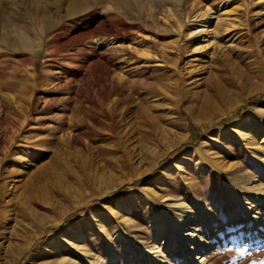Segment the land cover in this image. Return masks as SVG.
I'll return each instance as SVG.
<instances>
[{"label":"rangeland","instance_id":"rangeland-1","mask_svg":"<svg viewBox=\"0 0 264 264\" xmlns=\"http://www.w3.org/2000/svg\"><path fill=\"white\" fill-rule=\"evenodd\" d=\"M159 1L138 0L133 11L110 0H0V215L8 213L0 264L43 219L69 228L46 242L40 237L15 264H35L38 252H46V263L85 253L92 264H113V257L133 264L114 234L138 202L129 229L142 244L154 241L143 191L179 195L190 206L194 198L215 211L224 228L219 246L211 239L213 249L192 264H264L263 236L249 241L240 227L224 226L228 189L220 176L232 172L250 179L249 188H264V0ZM206 8L230 17L213 22L206 40L193 38ZM149 149L156 160H142ZM133 153L140 163L131 167ZM165 161L178 169L162 181ZM122 177L101 199V183ZM88 190L96 198L76 211L75 195ZM89 228L87 250L70 249L74 235ZM129 247L140 256L133 242Z\"/></svg>","mask_w":264,"mask_h":264},{"label":"bare ground","instance_id":"bare-ground-1","mask_svg":"<svg viewBox=\"0 0 264 264\" xmlns=\"http://www.w3.org/2000/svg\"><path fill=\"white\" fill-rule=\"evenodd\" d=\"M145 1L146 0H144V2ZM160 1L156 3L159 4L161 3ZM73 2L83 3L84 0H73ZM110 3H116L121 9L124 7L122 6V4H125V5L130 6L132 10L135 11L138 0H110ZM222 7H224V5ZM122 10H125V9H122ZM76 14H79V13H74L72 16H75ZM198 14L199 16H202V19L198 21L199 25H196L195 30L191 32L189 35L193 38H195L197 35L198 36L200 35L203 37V40L204 39L206 40V38L212 35L211 26L213 22L226 21L230 17V11L225 10L222 12L221 15L215 16V14L212 13L211 9H208V8H206L205 11L200 12ZM56 25L57 24L55 23V26ZM177 25H179V22L177 23ZM47 34H48V30H46V28L43 30V32L39 33L40 43L38 44L44 43V41L47 38ZM202 42L203 41H201V43ZM22 48L23 50L26 49V50H31L34 53L36 52L34 48L29 47V46H23ZM201 49L202 47H199L195 50L199 51ZM143 53L146 54L147 52H143ZM262 126L263 127L261 129L264 131V125ZM240 137H244L245 139V136H240ZM247 139L248 138H246V140ZM262 144L263 146L261 149L264 155V139L261 142V145ZM174 147L175 145L166 149L165 157H166V154L170 150H172ZM127 149L129 150V148ZM149 155L150 157L151 156L154 157V160H156L155 155L157 154L154 149L147 150L146 156L141 155L142 160L143 158H145L144 160H146L147 156ZM136 156L137 155H134L133 153L132 157L130 159L128 158L130 161L129 164L131 167H134L135 164L140 163L139 158H136ZM165 157L163 156V158ZM176 166L177 165H174V166L171 165L170 161L168 162L165 161V164L163 167L160 168V171H161L162 176H165L166 178H162L161 180L164 181L167 179V174L169 171H176L178 169ZM152 167H153L152 164L150 163L147 164L146 168L148 170H145V171L150 172ZM211 168H213V170L214 169L216 170L214 166ZM136 176L137 178L135 182H138L139 177L137 174ZM220 176H222V179L224 180V182H226L227 184L226 187L228 189V195L223 198V202L225 205L224 211L226 215V224L224 226H228L230 228L240 227V234L242 235V238L247 239L249 241L260 239L262 236L264 238V188H262L261 186H257V185H254L252 188H249V182L252 183L250 179H248L247 177L246 178L238 177L234 174L232 175V172L230 173L222 172L220 173ZM128 179L131 180L132 176H129ZM123 180H124V177L105 181L104 183H101L103 184V187H98L96 191L97 192L99 191L98 194L100 195L101 199L105 198L107 197V194H106L107 190L109 188L111 189V187H113L114 185H118V186L122 185ZM240 181H243V182L245 181V184L239 185L238 182ZM240 191L245 193V195H248V196L251 195L252 193H255L254 194L255 197L253 200L249 198L248 196H246L244 199H241L237 194ZM153 193H154V196H147L148 195L147 192L143 191V194L146 196V198L143 199L142 202H140V207H142L143 209L145 208L148 209L151 213L153 212L150 218L148 219V225L151 228L152 232L155 234V238L152 243L142 244L138 242L137 240H135L134 232L130 231L129 229L130 226H129L128 220H130L129 218L132 215V209L134 207L137 208V205L139 204L138 202H131L132 204L129 205V207L125 209L124 216L121 217L122 218L121 222L117 223L119 226H117L118 232L114 234V241L118 243L120 247V251L124 250L127 253V256L125 257L126 262L127 260L129 261L132 259L133 264H142V263L156 264V262L158 264H173L172 257L173 258L176 257L178 260H182L186 264H192L194 260L198 261L201 258L200 255L202 254L204 255L207 251L213 249L211 241H210L211 239L213 238L217 239L216 243L219 246L220 240L218 238H219L220 233L224 230V228L222 225H219V219L214 210L208 209L204 203L201 204L200 202L197 204L194 198H190V200L192 201L191 206L196 207L195 213H193L191 206L186 204L183 198L179 197V195L168 197L167 195L159 196L155 192ZM95 196H96V193H93V192L91 193L89 190L85 195L81 193H77L75 195V197H77L75 199L76 200L75 206H77L76 211L82 209L83 207L91 203L93 200L92 198ZM97 200H99V198ZM48 204L50 205V207L54 205L53 203H48ZM96 205H99V204H96ZM200 205L203 208L200 207ZM100 212L102 213L100 214L101 216L100 220L105 221L104 219L106 215L105 211H103L102 209ZM100 220L99 222L101 223ZM7 221H8V213L4 210V212H1V215H0V227L4 231L6 230L7 225H8ZM41 222L42 223L40 226L41 227L40 231L33 233L34 236L32 238L25 236L21 238L22 239L20 240L21 243L15 242L11 244V247L13 250L11 251L10 254L4 256L8 264H15L17 260L20 258V256L22 255L23 251L25 249H28L40 237H43L45 239V242L50 240V238L52 237H56L59 233H61L62 231L61 227L62 225H64V220L59 221V224L57 225H53V222H54L53 219H49V220L43 219ZM94 225L96 224L91 223V226H94ZM64 226L65 228L67 227L69 228V224H65ZM96 226H99L98 223ZM91 229L92 228H89L87 233L80 232L77 235H74L75 238L71 240L72 243L70 242L68 243L70 249L76 252L79 250H82V251L87 250V248L89 247L88 240L90 237L93 236ZM100 230L101 229H99V232ZM202 233H203V236H200ZM1 236L2 235L0 234V247L5 242V241L3 242V239H1ZM61 238L62 237H60L59 240ZM106 242L109 244V239L106 240ZM130 242H133V244H135L136 247L140 250V256L134 255L132 247H129ZM157 244H161L160 249H158L159 247ZM43 255H46V252H43V253L38 252L37 259L35 260V264H92L90 255L85 254V253L77 254L79 255L78 261L67 260L68 258L61 257L60 259L53 258L51 261L47 263L44 262L45 257ZM133 256H135V258H133ZM202 260H201V263L204 262ZM112 262L113 264L116 263L115 257H113Z\"/></svg>","mask_w":264,"mask_h":264}]
</instances>
